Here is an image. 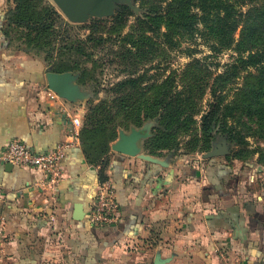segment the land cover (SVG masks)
I'll use <instances>...</instances> for the list:
<instances>
[{"label":"crops","instance_id":"crops-1","mask_svg":"<svg viewBox=\"0 0 264 264\" xmlns=\"http://www.w3.org/2000/svg\"><path fill=\"white\" fill-rule=\"evenodd\" d=\"M12 6L0 0V148L19 139L45 152L68 136L63 109L79 105L51 98L45 60L5 35ZM152 156L167 164L110 148L105 173L119 219L100 225L87 218L99 166L81 145L65 151L55 199L36 186L39 170L0 160V264H152L157 252L165 264H264L263 188L219 156L205 163Z\"/></svg>","mask_w":264,"mask_h":264},{"label":"trees","instance_id":"trees-1","mask_svg":"<svg viewBox=\"0 0 264 264\" xmlns=\"http://www.w3.org/2000/svg\"><path fill=\"white\" fill-rule=\"evenodd\" d=\"M13 2L2 27L5 35L18 49L41 55L50 70L79 72L82 85L86 79L92 80L93 98H98L99 91L96 67L90 69L83 64L92 61L90 40L95 45L118 43V56L134 65V70L105 89L108 96L91 108L80 128L83 154L89 163L99 166V183L107 180L105 169L117 127L140 126L146 119L154 121L151 136L142 143L151 155L178 149L179 136L194 131L195 117L200 114L202 151L224 137L233 146L229 159H248L257 154L264 166V0H141V11L129 32L122 34L121 29L133 12L121 5L110 20L90 22L92 32L109 20V36H92L90 32L86 39L71 35L68 29L72 23L48 0ZM196 36L208 45L211 54L233 49L236 55L217 74L199 58H193L178 78L172 72L158 79L148 74L151 67L139 68L140 63L165 52V47L177 48L182 40ZM56 50L59 58L53 59ZM72 54L79 58H71ZM82 57L85 60H79ZM207 91V107L202 111ZM249 136L259 138L263 145L250 148ZM197 143L193 136L186 148L194 150Z\"/></svg>","mask_w":264,"mask_h":264},{"label":"rangeland","instance_id":"rangeland-1","mask_svg":"<svg viewBox=\"0 0 264 264\" xmlns=\"http://www.w3.org/2000/svg\"><path fill=\"white\" fill-rule=\"evenodd\" d=\"M6 2L8 3L9 1ZM48 2L57 8V10L61 13L64 19L68 20L65 17V15L61 12V10L56 6L53 0H48ZM7 3L6 6L8 5ZM121 5L128 6L133 12L126 17L125 24L121 29L122 34L127 33L130 31L131 25L135 21V15L141 11V0H126L125 2L122 3L119 2L118 4H115L114 13L112 15L106 17H91L83 22H77V23L71 22L72 28H69L68 30L73 37L86 39L91 32L90 22L100 18H107L110 20L116 13L119 6ZM13 6H14V2H13ZM12 7H9L8 9L5 7L7 9L6 12L8 13V11ZM109 20L106 22V24H101L99 27L94 28L93 31L91 32L92 36H99V35H102L103 37L109 36L110 35L109 31L111 27ZM238 34H239V29L235 31L234 37L237 38ZM112 36L114 37V35ZM88 44L92 46L91 49L89 50L90 52L93 53L92 61H84L83 64L90 69L96 67L94 70L95 71L94 74L97 77V81H99V91H98V98L96 99L93 98L91 92L93 85L92 80L86 79L85 84L82 85L79 82L80 73L73 71L78 74V83L81 85L83 89L87 90L88 92L87 98L79 102H76L77 105H79V107L81 108L80 112L82 114V123L90 114L91 108L97 105L98 103H100L102 99L108 96V93L107 91H105V89L111 86L112 84H115L117 81L121 80L122 78H124L128 72L134 70V65L130 63V60L125 61L118 56L117 54L118 43H115L112 46L110 45L111 41H108L103 45H95V42L93 40H90ZM155 47L157 48L156 45ZM188 48L191 50H189ZM58 54L59 51L57 50L54 51L52 54L53 59L59 58ZM235 55L236 53L234 52L233 49H224L216 55L213 53L211 54V50L208 47V45L205 42H203V40L199 36H196L192 40H182L181 45L177 48L170 49L168 47H165V52L164 51L161 52L158 57H155L151 61H148L144 64L140 63L138 66L139 68L142 69L151 67L148 71V74H153L158 79L164 78L165 76L171 74L172 72L178 74L176 75L178 78L182 70L190 61H192L193 58H199L202 60V62L205 65L208 66L207 68L209 69L210 72H214V74H217L218 72L222 71L225 64L230 62L232 57H234ZM71 58H79V57L76 54H72ZM79 60H85V59L82 57ZM236 81L238 83L241 82V78H238ZM208 97H209V93L207 91L201 104L202 111H204L207 107L206 102ZM195 118H196V124L193 126L194 131L191 133L180 135L178 138L179 141L178 149L176 148L175 150L173 149L170 151H164L163 155H160L161 157H170L173 159V161H176L179 158H183V161L184 162L186 161L187 163H194V161L205 163L208 160V158L202 157V154L205 151H202L201 149L203 134L199 127L200 114H198ZM147 122H152V125L149 130L151 136L154 127V121L152 119H146L140 126H136L134 124H130L128 126H118L117 136H118V131L120 129L129 131L132 127L139 128ZM193 136L197 137L198 143L194 150L189 151L186 148V142L189 139H191ZM247 140L250 148H255L256 146L263 145L260 139L255 136H249ZM212 144L213 143H211V146ZM232 147L233 146L229 144V152L219 157L222 158L226 164L229 163L234 168L239 169L241 172H244L245 174L249 175L247 177L248 184L253 185V187L258 189L259 191H261V188L264 189V166L258 161V155L254 154L253 157L248 159H238V158L229 159L228 156H230Z\"/></svg>","mask_w":264,"mask_h":264},{"label":"built area","instance_id":"built-area-1","mask_svg":"<svg viewBox=\"0 0 264 264\" xmlns=\"http://www.w3.org/2000/svg\"><path fill=\"white\" fill-rule=\"evenodd\" d=\"M51 98L58 95L50 91ZM79 106L70 109L64 108L66 119V130L68 136L55 147L45 152L32 151L23 141L11 139L0 148V160L15 165L27 166L39 170L42 173L41 179L36 186L46 196L55 199L57 188L63 179L61 160L68 148L79 146V132L82 125V114ZM88 222L91 225H100L116 222L119 219V205L116 199L113 184L106 180L98 183L96 192L87 210ZM3 236L0 230V253L3 252ZM223 264L229 263L223 258Z\"/></svg>","mask_w":264,"mask_h":264},{"label":"water","instance_id":"water-1","mask_svg":"<svg viewBox=\"0 0 264 264\" xmlns=\"http://www.w3.org/2000/svg\"><path fill=\"white\" fill-rule=\"evenodd\" d=\"M70 22H83L91 17H106L114 13L115 3L118 0H53ZM45 82L47 87L59 97L70 102H79L88 96L87 90L78 83V74L73 71L54 72L48 67L45 69ZM152 122H147L139 128L132 127L129 131L120 129L117 138L110 144V148L129 156H139L149 162L167 164L165 160L143 153L142 142L150 136ZM229 152V144L224 137L214 141L211 148L202 154L203 158L225 155ZM9 166V164H6ZM74 217L83 216L81 204L74 205ZM169 258H162L157 252L152 264H165Z\"/></svg>","mask_w":264,"mask_h":264},{"label":"flooded vegetation","instance_id":"flooded-vegetation-1","mask_svg":"<svg viewBox=\"0 0 264 264\" xmlns=\"http://www.w3.org/2000/svg\"><path fill=\"white\" fill-rule=\"evenodd\" d=\"M126 0H118L115 4H118L119 2H125Z\"/></svg>","mask_w":264,"mask_h":264}]
</instances>
